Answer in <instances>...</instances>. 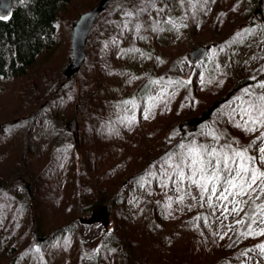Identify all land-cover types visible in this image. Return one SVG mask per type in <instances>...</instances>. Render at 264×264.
<instances>
[{
	"label": "trees",
	"instance_id": "16d2710c",
	"mask_svg": "<svg viewBox=\"0 0 264 264\" xmlns=\"http://www.w3.org/2000/svg\"><path fill=\"white\" fill-rule=\"evenodd\" d=\"M72 1L14 0L12 14L0 20V86L31 76L29 86L21 91L29 95L31 106L26 109L21 104L15 109H32L22 120L0 125V148L15 143L16 137L21 139V129H29L44 113L54 123L70 125L68 114L79 104L81 123L79 140L72 147L62 143L63 134L59 128L54 129L52 122L21 142L10 176L33 179L34 209L23 201L21 206L9 188L8 173L0 176V264H46L49 256L51 264H61V255L67 256L65 253L76 246L78 214L86 211L91 215L104 205L117 225L100 247L98 264H264V255L256 248L264 243V236H242L245 224L236 233L218 229L216 196L211 206L209 199H200L198 187L187 178L179 180L170 166L179 157L167 159L169 153L185 151L180 144L219 149L229 142L239 148L252 144L264 132V128L248 132L236 127L237 122L242 123L238 112L232 118L236 104L230 102L239 97L248 99L245 88L262 91L256 79L244 77L236 81L222 72L219 77L227 84L214 94L221 97L220 102L202 104L194 94L199 76L217 79L211 67L213 61L223 55H236L247 43L264 39V0H112L94 25L92 45L80 71L71 79L62 80L60 74L56 90L48 91L49 83L56 81L46 70L33 73L41 60L54 55L60 17ZM75 24L76 20L71 28ZM206 25H213L217 34L213 42L205 45L212 46L208 57L198 63L192 83L176 84L186 81L180 74L165 75L160 71L164 49ZM237 33L242 35L237 37ZM202 67L204 73L200 72ZM208 67L211 71H207ZM155 80L161 82L152 83ZM169 81L174 83L169 85ZM183 91L184 97L176 106L172 97ZM217 109L221 113L219 121L213 114ZM199 117L210 128L197 126L192 131L182 127L185 121ZM213 129L219 130V142L209 135ZM262 144L257 141L249 154L258 157ZM5 159L0 155V163ZM184 171L187 177L190 170ZM180 196L184 197L182 202ZM245 198V212H249L253 201ZM16 203L18 210L7 214ZM43 208H49L45 215ZM27 212L35 216L37 230L45 232L48 221L58 228L38 247L39 252L29 239L33 221ZM245 212L242 219H246ZM252 227L258 230L264 225ZM188 232H194L189 242L185 235ZM181 241L189 247H181ZM196 241L200 245L197 252L190 248ZM248 249L254 250L242 255ZM70 256L72 259L67 258L72 262L67 260L66 264L73 263L71 253Z\"/></svg>",
	"mask_w": 264,
	"mask_h": 264
},
{
	"label": "rangeland",
	"instance_id": "374dc122",
	"mask_svg": "<svg viewBox=\"0 0 264 264\" xmlns=\"http://www.w3.org/2000/svg\"><path fill=\"white\" fill-rule=\"evenodd\" d=\"M100 0H73L71 6L68 8L65 13H63L60 17V37H59V42L57 49L55 50L54 55L51 57L46 56L43 60L39 62L37 65V70L33 73L36 75L38 72H41L42 70H46L49 73V77L52 78V81L56 82H50L48 85V91H55L56 87H58L57 83L61 81V78H67L64 74L66 70V66L68 63L72 60V56L69 58V54L71 53V39L73 35V28H71V24L73 21L79 18V15L82 13L90 10L92 7H94ZM121 0H116V2H119ZM111 4V3H110ZM110 6V5H109ZM155 11L158 12H163L162 9H156ZM165 12V11H164ZM165 14V13H164ZM94 28V27H93ZM93 30V29H92ZM214 26L213 25H206L204 29L198 30L195 33L190 32V35L185 38L184 41L179 42L175 46H171L169 48L164 49V56L165 58H162L160 60L161 67L160 71L163 72L165 75L166 74H180L181 77L184 78L187 82L190 81V83L193 82L195 71H197L199 64H194L192 60L190 59V51L194 49L195 47L198 46H205L211 42H213L217 34L214 31ZM92 34V32H91ZM90 34V36H91ZM90 36L87 42V55H88V50L89 46L92 45L90 41ZM90 43V45H89ZM217 53V51L215 52ZM214 53V54H215ZM83 66V65H82ZM211 67L214 69L213 74L214 76H218L217 79L213 80L209 75H204V76H199L198 83L195 85V92L196 97L198 99L202 100V104H204V101H221V97L214 95L216 92L221 91L226 83V80L220 79L219 75L222 74V72H225V74L235 78L237 81V78H251L255 77L256 78V86L258 87L259 82L264 81V39L259 40L258 42H250L247 43L242 51L236 55L233 56H227L223 55L219 60H215L212 62ZM65 68V69H64ZM64 70V71H63ZM45 71V72H46ZM207 71H211L210 67H208ZM204 73V68L202 67V71ZM61 75V78L59 75ZM223 74V75H225ZM230 79V81L233 80ZM68 79V78H67ZM255 80V79H254ZM31 81V76L28 79L24 80H17V81H9L7 83H3L0 86V105H1V112H0V125L4 121L6 122H12L13 120L20 121L24 117H27L30 113V110H24L22 108V111H19L18 109H15L16 107H21V104L23 105L24 108L28 109L30 108V100L29 95L27 93H22L21 91H24L25 88H27L30 84ZM211 81V83H209ZM189 83V84H190ZM216 84L218 86H216ZM216 86V87H215ZM230 89L227 88V91ZM264 91V90H262ZM178 98H175L177 97ZM238 95H236L237 97ZM182 97H184V91L181 93V95L176 94L174 97H172L173 101H176L178 106V102L182 100ZM20 99V100H18ZM9 100H11L9 104ZM231 104H236L235 108L237 105H239L240 100H232L230 102ZM20 104V105H19ZM79 104L74 105L73 110L70 112L69 119L72 121L69 124L71 125H65L61 122L54 123L53 119L49 118V114H43V116L38 119L36 122L32 124V126L28 128H23L22 131V138H15V143H10L3 145L0 148V155L1 157L5 156L6 159L0 163V176H4L6 173H8V177L10 176V173L13 169H15L16 165V159L19 156V153L21 152V142H24L29 135H32L35 133L38 128L40 127H48V125L52 122L54 129L59 128L61 134H63L64 140L62 141L63 144H68L70 147H72L78 139V127L81 126L80 123V114L78 110V115L76 122H74V118L76 116L77 112V107ZM188 105V104H187ZM33 107V106H32ZM189 106L185 110H188ZM183 112V111H182ZM216 116V121H219V116L221 115L220 110L217 109L214 113ZM195 120H199L200 122H197L196 124L190 125L188 128L192 131L196 130L198 127H201L203 129H208L210 128V124L203 120V118H198ZM198 126V127H197ZM26 143V142H25ZM261 147H264V143L261 145ZM42 160V159H41ZM44 162V160H42ZM44 166V164H42ZM34 167V164H33ZM18 167H16L17 169ZM30 186V187H29ZM9 188L15 192L17 195L18 199L20 200L19 202L21 203L22 206V201L27 202V204H30L31 209H34L36 205V197H35V189L33 187V179H22L20 176H10V182H9ZM198 190H200L198 188ZM219 195V192L217 193ZM248 199L251 201H254L256 204H261L264 203V195L260 196L259 199H256V194H252L250 197L247 196ZM203 198L209 199L208 195L205 194ZM202 199V198H200ZM212 199V198H211ZM238 200L245 201L246 198L244 197H237ZM232 200V197H229V201ZM34 204V205H33ZM222 204H226L229 209L233 207L231 203L228 201H219L216 200L215 204V211H216V224L217 228L220 230H223L224 233H229V232H237L238 227H240L241 224H237L236 221L239 219L243 218V214L245 212L246 206L248 204H241L240 207L244 208L243 212H240L239 215L236 213H233L231 211L229 212H224L223 207L221 206ZM18 203L15 204V207H11L8 213H12L13 210L17 209ZM22 209V208H21ZM49 208L42 209L43 213L42 215H45ZM29 215V220L35 222L33 225L31 223V227L33 229L31 230V236L29 235V239L33 241V244L36 245L35 240H34V232L38 231L42 237H51V232L55 231L56 228L53 223L48 221L45 225L46 231H40L35 228L36 225V218L33 214L27 212ZM78 216L80 217H87L90 215H87L86 211L85 213L81 214L79 213ZM77 218H80L78 217ZM79 225L77 227V233H76V238L74 239V243L76 246L72 248L71 252H66L64 256L63 254L61 255L60 258V263L61 264H66L67 260H70L69 258L72 259L70 256L73 255V263L72 264H98V259L97 257L99 256L98 252L100 250L101 245L104 243L105 240H107V235L111 234L114 232L116 225H117V220L112 216L111 214V223H110V228L108 231L105 230V227L102 224H95V225H84L81 224V222H78ZM264 224H259L257 223L256 226L259 228L263 226ZM228 231V232H227ZM231 234V233H230ZM186 241L189 242L194 235L193 233H186ZM48 240V239H47ZM186 241H181V247L186 248L187 246L189 247V244ZM221 243V242H220ZM37 246V245H36ZM83 247V250L81 248ZM39 247V246H37ZM200 245L198 242H195V245H191L190 248L194 249L195 252L199 249ZM196 255V254H195ZM69 257V258H67ZM52 257H48V261L46 264H51ZM71 261V260H70ZM72 262V261H71ZM137 261H132L131 263H136ZM140 261H138L139 263ZM129 264V263H127ZM142 264H149V263H142Z\"/></svg>",
	"mask_w": 264,
	"mask_h": 264
},
{
	"label": "snow or ice",
	"instance_id": "6c2138e0",
	"mask_svg": "<svg viewBox=\"0 0 264 264\" xmlns=\"http://www.w3.org/2000/svg\"><path fill=\"white\" fill-rule=\"evenodd\" d=\"M150 2H154V0H150ZM204 2L207 3V0H204ZM144 10L146 9H142V11ZM127 15L131 16L132 13L129 12ZM5 18L6 16H0V20ZM136 27L139 29L140 25ZM241 35L242 33L236 34L237 37ZM231 42L229 41L228 43ZM221 51H223V48H221ZM252 79L256 78L252 77ZM160 82V80L152 81L154 84H159ZM168 83L171 85L174 82L169 81ZM175 83L184 84L186 82L176 81ZM187 83H190V81ZM258 87L264 90V81L259 82ZM164 91L166 92L167 90L165 89ZM244 94L248 99L238 98L240 103L237 108L233 109L232 118L234 119L235 114L238 112L242 123L237 122L236 127L248 132H256L258 129L264 128V91L256 93L253 88H245ZM161 98L156 97L155 99L159 100ZM126 103H130V101H126ZM144 118L147 119L148 117L145 116ZM218 131L213 129L209 133L217 142L221 139V135L217 134ZM257 141L264 143V132H261L260 136L252 144L239 148L233 147V144L229 142L220 145L219 149L204 144H180L179 147L185 149V151L179 154L169 153L167 159L171 161L175 156L179 157L178 162L170 165L173 167L175 175L181 181L187 178L190 184L196 185L200 189L201 198L207 194L210 206L211 198L216 196L217 200L228 201L233 205L229 209L226 204H222L224 212L231 211L239 215L240 212L244 211V208L240 207V205L248 204V201L238 200L237 197H250L255 193L256 199H259L260 196L264 195V147L259 148L260 155L258 157L252 156L248 152L249 148L253 147ZM258 161L259 164L257 163ZM185 168L190 170L187 177L184 171ZM217 192H219L218 196ZM229 197H232L231 201H229ZM178 199L182 202L184 197L180 196ZM245 217L246 219L236 221L237 224L247 225V229L241 232V235L245 237L264 236V227L258 230L252 227V225L257 223L264 224V203L256 204L253 201L249 212H245ZM256 248L264 255V243L258 244ZM253 250L248 249L242 255H246L248 251ZM36 251L39 252L38 247Z\"/></svg>",
	"mask_w": 264,
	"mask_h": 264
},
{
	"label": "water",
	"instance_id": "95a60500",
	"mask_svg": "<svg viewBox=\"0 0 264 264\" xmlns=\"http://www.w3.org/2000/svg\"><path fill=\"white\" fill-rule=\"evenodd\" d=\"M112 0H100L94 7L90 10L82 13L75 26L73 27V35L71 39V54L72 60L66 66L64 72L68 79H71L76 72L80 71L83 63L87 58V42L92 29L97 21V19L107 10ZM14 9V0H0V16L9 17ZM211 45L208 46H198L190 51V59L194 64H197L205 60L211 50ZM78 115V107L74 122H76ZM200 122L199 120H187L183 123L182 127H189L190 125ZM30 187V186H29ZM79 221L84 225H95L102 224L105 230L108 231L111 223V212L107 205H104L98 210H94L90 216L80 217ZM34 240L37 246H41L47 237H42L38 231L34 232Z\"/></svg>",
	"mask_w": 264,
	"mask_h": 264
}]
</instances>
